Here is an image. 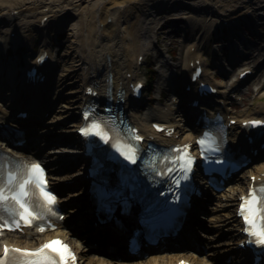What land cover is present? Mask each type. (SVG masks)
<instances>
[{
	"label": "bare ground",
	"instance_id": "obj_1",
	"mask_svg": "<svg viewBox=\"0 0 264 264\" xmlns=\"http://www.w3.org/2000/svg\"><path fill=\"white\" fill-rule=\"evenodd\" d=\"M263 6L264 0H0V85L6 88L5 97L0 96V122H5L10 113L14 112L15 105L19 107L24 105L30 109L32 116L37 118L36 134L42 142L48 140L51 144L52 142L61 144L48 148L43 153L39 152L42 144L37 145L36 150L27 152L5 148L30 160L49 163L54 160L57 162V165L52 167L54 169L59 167L67 170L75 166L74 162L79 160L81 155L79 148L75 147L77 141L74 120L79 104L86 97L84 91L87 85H93L99 96H103L104 91L110 87L111 95L115 99L118 89H125L129 81L141 79L138 76L140 64L138 58L141 55L145 57L151 45L149 35H154L169 12H173L172 16L178 14L172 18L182 20L185 24L184 29L188 26L191 31L196 30V33L193 32L190 36L184 33L186 44H182L177 63L166 58L157 63L159 69L157 94L160 96L164 89H168L170 94L168 100L162 106L152 105L139 113L135 106L131 107L136 105V102L128 101L127 98L123 105L129 108V120L144 134L151 131L153 122L175 128V133L171 137L154 134L158 140L169 143L194 140L197 127L190 120L192 113L181 108V105H176L172 99L173 95L179 92L183 94L182 96L191 93L180 90L181 83L190 77L192 70L190 63L199 59L203 66L201 79L211 81L218 87L215 100L228 105L225 107V112L232 113L233 117L237 118V124L231 127L232 132L234 136L239 134L241 132L239 121L264 115V76L253 87L256 98L261 102L252 109L237 111L231 108V104L240 96L241 86L243 88L247 83L241 85L237 75L243 69L250 67L255 74L263 63L237 66L233 69L236 62L240 61L234 60L240 55V48H247L238 37L239 41L234 40L233 44L230 42L229 48L227 47L229 56L223 57L219 63L212 64L215 66L216 63L220 67V76H217L206 61L205 44L202 40L221 24L236 27L234 24L244 18L249 10ZM62 28L66 30L68 36V42L63 45L68 49V58L57 72L55 70L57 52L52 53L51 61L45 65L49 68L44 82L26 86L21 74L17 73L20 67L16 59L2 63L1 55L8 44L12 47L22 45L28 51L23 55L25 62L31 63L42 50L50 51L51 35ZM231 30L232 34L236 33L239 36V32L234 33V30ZM59 32L64 33L61 30ZM35 38H38V52L31 57ZM252 56V52L248 55L246 53V58ZM176 66L179 67V73L175 76L172 70ZM39 69L44 72V66ZM48 80L50 85L46 83V86L50 91L45 93L43 85ZM47 111L49 115L45 117ZM68 116L72 121L66 128L57 129ZM32 122L34 124L35 121L32 119ZM176 134L177 138H175ZM257 142L253 141L249 144L253 146L252 148L256 147V150L252 155L254 163L249 166L245 178L237 174L233 179L235 185H230L225 192L215 194V197L218 196L225 202L217 201L204 214L211 222V227L217 229L216 233L222 231L225 236L214 245L217 248L215 252L209 253L198 250L195 246L182 245L180 248L173 247L165 252L153 251L146 257L138 258L115 256L103 246L98 247L102 253H93L91 251L93 242L88 240L84 224V210H87L84 165L76 171L63 174L52 172L49 175L51 185L62 192L67 187L69 189L75 187L74 190L61 196L60 202L62 207L72 205L68 208L66 217L76 216V229L70 228V224L65 222L59 223L56 231L45 234L38 233L33 228L26 229L24 233L8 232L0 238V250L3 243L32 247L49 237L60 235L70 240L80 250L84 264H165L175 263L180 259L188 260L191 264H221L219 257L232 253L234 244L238 240L239 222L232 213V208L228 211L226 204L234 206L236 196L246 192L250 175L257 177L264 172V148L255 145ZM95 233L98 237L94 239L99 245L104 239L111 242L113 237V232L108 228H97ZM213 237L214 234L206 235L208 240H212ZM179 239L181 244L193 243L187 229L181 233ZM112 246L118 249L116 241H112Z\"/></svg>",
	"mask_w": 264,
	"mask_h": 264
},
{
	"label": "rangeland",
	"instance_id": "obj_2",
	"mask_svg": "<svg viewBox=\"0 0 264 264\" xmlns=\"http://www.w3.org/2000/svg\"><path fill=\"white\" fill-rule=\"evenodd\" d=\"M173 12H169L167 14V18L161 21V24L158 26V28L155 30L154 35H149V39L151 40L150 49L148 50L147 54L145 55V58L143 62L139 65L138 70V76L141 79H145L147 74H150V71L152 70V74L154 75L153 79L149 84L146 83V88L148 93H145V97L142 100L144 109L149 107L150 104H148V100L151 99L153 102V105L162 106L167 100L168 95H163L161 103L158 102L159 95L157 94V83L159 79V73H158V66L157 63L161 62L165 58L169 59V53L170 52L172 56V62L177 63L180 51L182 48V44L185 45L186 42L184 41V33L186 36H190L193 32L196 33V30L191 31L189 27L187 26L185 29V24L182 20L177 18H172L173 16L177 15H171ZM243 20V21H242ZM231 26H226V30L221 34L219 31V28L211 31L206 38L202 40V43L205 44V52L204 56L206 57V61L210 66V69L217 73L219 71V68L216 66H212L214 62H218L219 60L224 57V53L228 52L227 47L230 45V42L234 40H238V37H243L244 40L242 42L247 45V48H241L243 51H245L244 56L245 58L241 60L240 62L236 63L233 66V69L237 66H245V65H255L259 62H262L263 64L260 65V67L257 68V71L255 74L247 81L245 86L242 88L240 92V96L243 100H240L239 98L235 101V107L234 109L237 111L243 110V109H252L255 107V105L261 100L256 98V92L253 90V87L259 80H261L264 76V6L256 8V10H249L244 18L240 19L237 22L236 27L233 28V32H239V36L235 34H232V30L230 28ZM184 29V30H183ZM64 31L63 34H60V31ZM65 29H59L55 31L51 35V47H53L54 50L58 49V54L56 56V62H57V68L56 71H60L61 67L64 65V63L67 61L68 58V49L63 46L68 41V36L65 33ZM235 38H234V37ZM239 41V40H238ZM233 43V42H232ZM38 45L37 39L33 42V46L36 47ZM12 47V46H11ZM11 51L8 53V55L4 56L1 55L2 63L5 64L6 61L10 59H17L22 58L23 55H25L28 51L24 48L21 49V53H16L15 51ZM36 51V50H34ZM252 52L253 56L251 58H246V53ZM171 61V60H170ZM175 75L179 73V67L176 66L174 70H172ZM233 73V72H232ZM230 77V76H229ZM228 77V78H229ZM143 112V111H142ZM139 112V113H142ZM72 118L69 116L66 118V121L59 125L57 129L66 128L68 123ZM57 145H53L51 148L56 147ZM78 168L81 169V166L75 165L67 170H63L61 174L65 172H72L78 170ZM248 168L240 172L239 174L242 175L243 178H245V174L247 173ZM235 180L231 182L229 185H227L221 192H225L226 189L230 185H235ZM75 188L70 189L71 191ZM69 191V190H67ZM67 191H65L64 195H66ZM220 194V193H219ZM217 201L225 202L224 199H220L215 197L213 201H211L209 204H207V207L214 206ZM226 208L229 209L228 211H231L232 206L226 204ZM226 210V209H225ZM201 221L204 222V225L207 227L208 232L207 234L213 235L214 238L212 241H209V245H207L206 251L211 253L216 251V247L214 246L218 241L223 240L225 236L222 234L223 232H217V229L211 227V222L207 220V217L205 215H201L199 217ZM216 233V234H215ZM223 235V236H222ZM204 240V239H203ZM203 255V254H202ZM219 262L221 263V257L219 258Z\"/></svg>",
	"mask_w": 264,
	"mask_h": 264
},
{
	"label": "snow or ice",
	"instance_id": "obj_3",
	"mask_svg": "<svg viewBox=\"0 0 264 264\" xmlns=\"http://www.w3.org/2000/svg\"><path fill=\"white\" fill-rule=\"evenodd\" d=\"M252 123H259V121H252ZM80 131L95 132L102 137L108 136L102 124L95 120L88 127L81 128ZM136 139H141V137L137 136ZM215 143L216 141L211 138L210 133H203L199 140L201 148L208 152L218 151V148H215ZM189 147V145L178 146L177 151L180 152V155L174 157L178 167L186 172L190 171L191 163L194 160V157L189 154ZM126 148L128 151H125L124 154L128 159L133 160L135 148L132 145H126ZM37 171L43 173V169L38 163L28 165L27 171L21 175L15 165L5 170L4 161L0 160V227L12 228L19 226L21 222L31 224L33 218H38V213L32 202L34 184H39L43 196L49 204L55 202L54 194L44 187L46 180H43L42 176L38 178L35 175ZM168 171H174V169H168ZM176 182L179 183V180ZM241 200V214L248 225L244 231L249 234L251 242L264 246V203H261L264 201V186H260L259 194L257 188H251L248 195L242 197ZM5 216L8 218L7 221L4 219ZM10 251L24 255L25 259L22 264H70V261H75V253L59 238L46 242L38 249H10L5 245L4 253L0 256V264H6V258Z\"/></svg>",
	"mask_w": 264,
	"mask_h": 264
}]
</instances>
